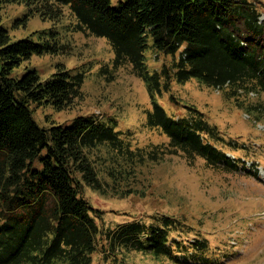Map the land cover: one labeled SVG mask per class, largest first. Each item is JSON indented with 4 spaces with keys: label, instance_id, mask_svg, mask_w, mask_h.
Listing matches in <instances>:
<instances>
[{
    "label": "trees",
    "instance_id": "obj_1",
    "mask_svg": "<svg viewBox=\"0 0 264 264\" xmlns=\"http://www.w3.org/2000/svg\"><path fill=\"white\" fill-rule=\"evenodd\" d=\"M14 3L26 10L16 25H26L37 15L54 26L13 40L0 21V264H91L98 251L104 264H129L123 252L173 264H220L200 234L191 240L172 237L176 229L181 236L186 226L177 217L162 214L148 223L133 218L100 228L98 209L80 190L81 183L103 189L89 151L105 145L130 162L144 154L129 149L127 135L113 117L103 119L92 113L60 124L37 123L33 107L66 109L82 95L86 74L58 62L56 71L43 79L35 67L25 64L33 56L66 52L55 22L68 9L75 32L105 39L114 54L113 68L130 65L146 86L151 109L145 114V126L168 139L160 152H146L149 159L179 153L191 165L202 159L216 170L249 173L245 161L229 157L228 152L240 149L237 140L226 138L195 106L187 104L185 115H170L158 97L169 92L173 81L189 80L237 99L264 94L260 3L119 0L112 5L111 0H0V8ZM149 52L155 59L169 57L170 64L151 69ZM22 67L25 70L17 75ZM101 71L107 72V66ZM261 106L251 104L248 109L257 123L264 121L258 116L264 113ZM257 170L255 166L253 175ZM122 173L119 169L116 176Z\"/></svg>",
    "mask_w": 264,
    "mask_h": 264
},
{
    "label": "rangeland",
    "instance_id": "obj_2",
    "mask_svg": "<svg viewBox=\"0 0 264 264\" xmlns=\"http://www.w3.org/2000/svg\"><path fill=\"white\" fill-rule=\"evenodd\" d=\"M118 1L111 0V4L117 5ZM257 1L264 18V0ZM24 13L25 7L20 3L0 8V21L13 40L33 37L54 26L52 21H41L37 15L31 16L26 25H16L17 18ZM73 22L68 9L62 20L55 22L66 52L33 56L25 65L35 67L43 79L56 71L58 62L75 72L83 71L86 77L82 95L59 111L48 106L33 107L37 123L60 124L92 113L103 119L113 117L127 135L129 149L139 150L137 155L144 154L130 162L105 145L89 151L103 189L95 190L81 183L80 190L89 204L98 209L100 228L114 227L133 218L148 223L151 217L169 215L186 223L181 236H177L176 229L172 237L191 240L200 234L207 239L220 264H264V121L257 123L248 111L251 104L258 103L264 109V94H244L237 99L189 80L182 84L173 81L169 92L158 97V103L170 115H185L187 104L195 106L226 138L237 140L240 149L228 152L229 157H240L249 173L216 170L202 159L191 165L179 153L156 154L155 160L149 159L146 152H160L168 139L145 126V114L151 109L146 86L132 73L130 65L114 69V54L107 41L75 32ZM148 63L151 69H158L169 65L170 58L160 55L155 59L152 54ZM104 66L107 72L101 71ZM24 70L25 67L18 69L17 75ZM258 116L263 119L264 113ZM255 166L257 176L253 175ZM119 169L123 173L116 176ZM122 254L129 264H173L138 252ZM91 264H104L99 251L93 254Z\"/></svg>",
    "mask_w": 264,
    "mask_h": 264
}]
</instances>
